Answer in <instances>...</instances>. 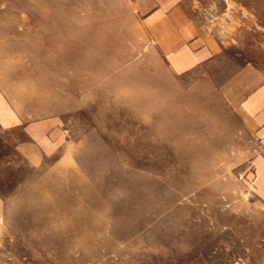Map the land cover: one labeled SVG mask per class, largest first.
<instances>
[{
  "label": "rangeland",
  "instance_id": "374dc122",
  "mask_svg": "<svg viewBox=\"0 0 264 264\" xmlns=\"http://www.w3.org/2000/svg\"><path fill=\"white\" fill-rule=\"evenodd\" d=\"M187 1L224 48L181 71L156 0H0V264H264L259 149L220 90L264 69V0Z\"/></svg>",
  "mask_w": 264,
  "mask_h": 264
},
{
  "label": "crops",
  "instance_id": "0c3cea01",
  "mask_svg": "<svg viewBox=\"0 0 264 264\" xmlns=\"http://www.w3.org/2000/svg\"><path fill=\"white\" fill-rule=\"evenodd\" d=\"M159 9L150 20V31L156 38L166 35L164 44L173 70L189 71L203 68L223 56L224 46L212 37L205 21L192 11L178 7L191 5L187 0H156ZM165 33V34H163ZM208 63V64H207ZM227 103L244 122L245 130L255 139L258 154L253 157L252 176L257 189L264 193V69L250 62L239 67L222 82L220 88ZM46 125L33 126L31 133L43 149L52 148L54 142L45 133Z\"/></svg>",
  "mask_w": 264,
  "mask_h": 264
},
{
  "label": "built area",
  "instance_id": "2783aa9c",
  "mask_svg": "<svg viewBox=\"0 0 264 264\" xmlns=\"http://www.w3.org/2000/svg\"><path fill=\"white\" fill-rule=\"evenodd\" d=\"M263 141H264L263 139H260V140L258 141V144H261Z\"/></svg>",
  "mask_w": 264,
  "mask_h": 264
},
{
  "label": "bare ground",
  "instance_id": "6f19581e",
  "mask_svg": "<svg viewBox=\"0 0 264 264\" xmlns=\"http://www.w3.org/2000/svg\"><path fill=\"white\" fill-rule=\"evenodd\" d=\"M60 29H62V27H60Z\"/></svg>",
  "mask_w": 264,
  "mask_h": 264
}]
</instances>
